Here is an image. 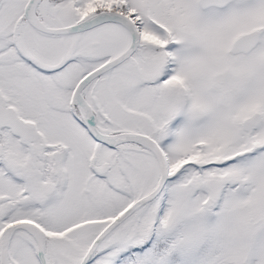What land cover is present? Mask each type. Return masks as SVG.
<instances>
[{
    "label": "snow or ice",
    "instance_id": "6c2138e0",
    "mask_svg": "<svg viewBox=\"0 0 264 264\" xmlns=\"http://www.w3.org/2000/svg\"><path fill=\"white\" fill-rule=\"evenodd\" d=\"M0 264H264V0H0Z\"/></svg>",
    "mask_w": 264,
    "mask_h": 264
}]
</instances>
